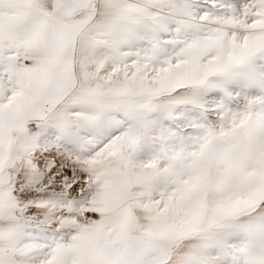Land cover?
<instances>
[{
  "label": "snow or ice",
  "instance_id": "snow-or-ice-1",
  "mask_svg": "<svg viewBox=\"0 0 264 264\" xmlns=\"http://www.w3.org/2000/svg\"><path fill=\"white\" fill-rule=\"evenodd\" d=\"M0 264H264V0H0Z\"/></svg>",
  "mask_w": 264,
  "mask_h": 264
}]
</instances>
